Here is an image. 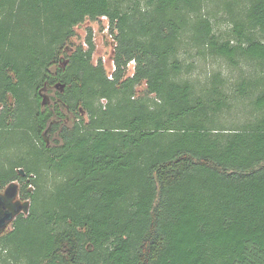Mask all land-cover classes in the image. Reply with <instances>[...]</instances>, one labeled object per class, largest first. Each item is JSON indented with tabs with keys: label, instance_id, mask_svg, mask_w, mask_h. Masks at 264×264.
Masks as SVG:
<instances>
[{
	"label": "trees",
	"instance_id": "trees-1",
	"mask_svg": "<svg viewBox=\"0 0 264 264\" xmlns=\"http://www.w3.org/2000/svg\"><path fill=\"white\" fill-rule=\"evenodd\" d=\"M124 1L0 0V189L18 182L29 202L0 236L3 262L264 264V77L238 84L260 86L253 121L224 132L222 83L197 94L177 57L192 25L232 65H264V0L248 1L233 44L201 15L209 0ZM102 16L111 80L91 62V28L65 53L74 28Z\"/></svg>",
	"mask_w": 264,
	"mask_h": 264
},
{
	"label": "rangeland",
	"instance_id": "rangeland-1",
	"mask_svg": "<svg viewBox=\"0 0 264 264\" xmlns=\"http://www.w3.org/2000/svg\"><path fill=\"white\" fill-rule=\"evenodd\" d=\"M248 1L249 0H209L204 3L201 15L204 19L209 20L213 32L220 40H229L231 44H233L235 40H237V35L234 32V22L239 21L244 16ZM139 2L141 7H143L145 0H139ZM132 5V0H126L120 3V7L124 9ZM229 8L231 10H229ZM193 22L194 19H192L191 24ZM104 24L106 23H103L101 20L99 22L86 20L81 25L75 27V36L70 39L71 44L65 49V53L67 55L70 54L74 50V46L79 44L85 49L86 44L84 39L87 34V29L91 28L93 43L95 45V50L91 56V62L95 65L100 60L106 75H108L111 65L110 59L113 56V46H111L109 38L105 36L106 34L103 31ZM191 26L192 25L187 27L188 29L182 33L178 44L177 57L181 64V73L178 79L180 81L188 80L194 85L195 92L201 94L212 87L214 77L217 76L220 83H222L218 88L226 95V99L221 110L213 117V119L217 121L215 125L218 129H224L222 130L224 132H227V129H242L252 122L257 114V111L254 110L251 104V100L258 94L260 86L255 84L254 86L248 87L246 88L247 94L242 95L238 88V84L243 80L256 83L257 80L262 79V77H264V65H260L255 61H245L242 59L238 60L237 65H232L231 62L227 61L225 58L212 53L207 48L197 45L194 41ZM64 63H66V59L62 58V64ZM133 68V64L126 68V77H130L133 74ZM51 71H54L53 67ZM218 84L216 85L218 86ZM145 89L146 85L144 82L136 86L135 97L142 95ZM42 94L44 99L47 100L54 95V92L44 90ZM151 98H153V96H151ZM106 102L105 99H101L99 105L103 107ZM82 115L86 118L84 113H82ZM70 120L71 117L68 118L66 124H70ZM46 141L49 145L51 144L48 137ZM8 154L10 156L13 155L11 152H8ZM14 184L17 187V195L12 200V203L19 202L23 204L26 201L20 198V184L18 182H14ZM7 186L4 189H0V195H4ZM31 187L32 186H29L28 188L33 190ZM27 213L20 214L25 216ZM13 221L14 220L10 221L4 229L0 230V236L11 230ZM3 257L4 253L0 249V264H5L3 262ZM11 264L14 263L11 262Z\"/></svg>",
	"mask_w": 264,
	"mask_h": 264
},
{
	"label": "water",
	"instance_id": "water-1",
	"mask_svg": "<svg viewBox=\"0 0 264 264\" xmlns=\"http://www.w3.org/2000/svg\"><path fill=\"white\" fill-rule=\"evenodd\" d=\"M21 174H23L22 170H19ZM17 195V187L14 182L10 183L4 195H0V209L4 208L5 211L3 214L0 212V230L4 229L6 225L14 220L16 216L20 213H27L29 209V202L26 201L23 204L19 202L12 203V200Z\"/></svg>",
	"mask_w": 264,
	"mask_h": 264
},
{
	"label": "built area",
	"instance_id": "built-area-1",
	"mask_svg": "<svg viewBox=\"0 0 264 264\" xmlns=\"http://www.w3.org/2000/svg\"><path fill=\"white\" fill-rule=\"evenodd\" d=\"M103 21V23H106V24H104L103 25V31H104V33L106 34L105 36H107L108 38H109V40H110V44H111V46H113V51H114V47H115V45H116V42H115V39H114V33H111L110 32V29H109V27H110V24H109V20H108V18L106 17V16H102V17H100L99 18V20H97L96 22H99V21ZM92 40H93V38H92ZM94 42V41H93ZM110 71H109V74L107 75V78L108 79H112V74H113V72L115 71V65H114V61H113V56H112V58L110 59ZM131 64H133V67H134V61H130L128 64H127V66H126V68L128 67V66H130ZM133 73H134V68H133ZM133 75V74H132ZM131 75V76H132ZM130 76V77H131Z\"/></svg>",
	"mask_w": 264,
	"mask_h": 264
},
{
	"label": "flooded vegetation",
	"instance_id": "flooded-vegetation-1",
	"mask_svg": "<svg viewBox=\"0 0 264 264\" xmlns=\"http://www.w3.org/2000/svg\"><path fill=\"white\" fill-rule=\"evenodd\" d=\"M4 211H5L4 208H1V209H0L1 214H3Z\"/></svg>",
	"mask_w": 264,
	"mask_h": 264
}]
</instances>
